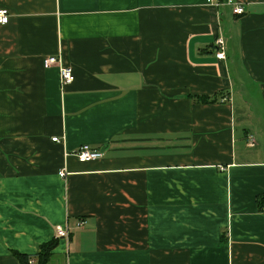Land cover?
<instances>
[{
  "label": "crops",
  "instance_id": "crops-1",
  "mask_svg": "<svg viewBox=\"0 0 264 264\" xmlns=\"http://www.w3.org/2000/svg\"><path fill=\"white\" fill-rule=\"evenodd\" d=\"M236 1L0 0V264L58 225L46 264H264V0Z\"/></svg>",
  "mask_w": 264,
  "mask_h": 264
},
{
  "label": "built area",
  "instance_id": "built-area-1",
  "mask_svg": "<svg viewBox=\"0 0 264 264\" xmlns=\"http://www.w3.org/2000/svg\"><path fill=\"white\" fill-rule=\"evenodd\" d=\"M208 4H213L214 6H222L227 5L229 9H231V13L233 15H240L243 13L244 9L236 0H221V1H213V0H205ZM8 20L7 11L5 9L0 8V24H5ZM216 46L215 57L218 59H222L223 54V41L221 38H216L214 42ZM53 64L57 65V72L59 73V85L64 86L71 82L73 76L72 72H70L69 66H64L60 63V58L57 55L45 56L42 59V67L48 68ZM51 141H57V138H51ZM254 143V139L251 135H247V146H252ZM71 155L76 158V160L80 163H84L86 161H95L102 157V150L99 148H92L87 144L79 146L76 150H74ZM57 174L59 177L63 178L67 174L63 168L57 170ZM80 222L78 225H81ZM55 233L57 238H62L64 240L68 237V229L66 227L58 225L55 228ZM32 261H29L31 263Z\"/></svg>",
  "mask_w": 264,
  "mask_h": 264
},
{
  "label": "trees",
  "instance_id": "trees-1",
  "mask_svg": "<svg viewBox=\"0 0 264 264\" xmlns=\"http://www.w3.org/2000/svg\"><path fill=\"white\" fill-rule=\"evenodd\" d=\"M191 99H193L196 103L207 104L216 101V96L215 97L191 96ZM262 198L263 197L257 196L256 199V207L261 211H263L264 209ZM56 239L57 237L42 243L41 245L38 246L35 253L31 254L30 256L16 252L14 253V257L18 258L22 262V264H46L50 259L49 257L51 255L52 249L56 246ZM29 261L32 262L29 263Z\"/></svg>",
  "mask_w": 264,
  "mask_h": 264
},
{
  "label": "rangeland",
  "instance_id": "rangeland-1",
  "mask_svg": "<svg viewBox=\"0 0 264 264\" xmlns=\"http://www.w3.org/2000/svg\"><path fill=\"white\" fill-rule=\"evenodd\" d=\"M51 254H52V251H51ZM51 256V255H50Z\"/></svg>",
  "mask_w": 264,
  "mask_h": 264
}]
</instances>
